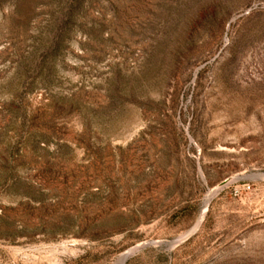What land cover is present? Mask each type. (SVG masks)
I'll return each mask as SVG.
<instances>
[{"label":"rangeland","instance_id":"rangeland-1","mask_svg":"<svg viewBox=\"0 0 264 264\" xmlns=\"http://www.w3.org/2000/svg\"><path fill=\"white\" fill-rule=\"evenodd\" d=\"M136 245L264 264V0H0V264Z\"/></svg>","mask_w":264,"mask_h":264},{"label":"bare ground","instance_id":"bare-ground-1","mask_svg":"<svg viewBox=\"0 0 264 264\" xmlns=\"http://www.w3.org/2000/svg\"><path fill=\"white\" fill-rule=\"evenodd\" d=\"M197 225H198V223H197ZM143 246L144 245H138V246L136 245V247L130 248V250L128 249L127 252L123 253V255L120 257V260H119L120 262L119 263L121 264V261H123L127 257L132 256L135 252H137L138 250H140Z\"/></svg>","mask_w":264,"mask_h":264},{"label":"water","instance_id":"water-1","mask_svg":"<svg viewBox=\"0 0 264 264\" xmlns=\"http://www.w3.org/2000/svg\"><path fill=\"white\" fill-rule=\"evenodd\" d=\"M148 244H146L145 246H147ZM143 246V247H145ZM129 259V257L125 258L123 261H121V264H126L127 260Z\"/></svg>","mask_w":264,"mask_h":264}]
</instances>
